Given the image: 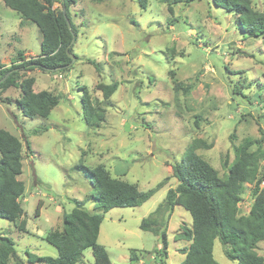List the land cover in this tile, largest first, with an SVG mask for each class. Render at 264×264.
<instances>
[{"label":"rangeland","instance_id":"374dc122","mask_svg":"<svg viewBox=\"0 0 264 264\" xmlns=\"http://www.w3.org/2000/svg\"><path fill=\"white\" fill-rule=\"evenodd\" d=\"M251 2L255 10L264 11V0ZM168 4L148 0L142 9L136 0H77L69 8L76 29L73 66L67 71L23 72L34 78L35 92L58 94V104L46 117L30 118L16 105L18 87L0 91V128L21 140L19 179L24 183L19 197L23 214L15 221L0 218V235L14 241L21 258L26 252L57 255L43 236L62 228L63 212L74 205L71 199L88 200L86 208L93 210L91 179L76 165L103 164L113 177L134 183L141 191L163 181L139 206L96 211L103 214L97 242L112 264H131V249L143 255L144 264H159L152 256L160 239L141 230L139 223L176 185L172 165L180 161L187 145L195 138L210 144L196 152L219 176L225 175L224 161H232L234 146L244 138L259 140L264 150L262 35H251L233 13L211 0L182 1L171 10ZM40 41L38 27L0 0V63L9 66L19 52L26 58L38 55ZM87 59L97 63L98 71ZM98 81H117L118 86L105 107L104 121L89 128L79 88L85 86L91 102L100 104ZM175 83L180 85L176 92ZM187 85L192 88L185 92L182 87ZM260 165L264 171V160ZM252 187L242 185L239 214L249 209ZM21 221L27 232L19 230ZM190 223L188 211L176 205L167 223L166 264H179L184 258L178 249L188 243L174 240V235ZM256 251L264 257V241L257 243ZM213 256L221 264H236L224 256L217 239ZM92 261L87 248L77 264Z\"/></svg>","mask_w":264,"mask_h":264},{"label":"trees","instance_id":"16d2710c","mask_svg":"<svg viewBox=\"0 0 264 264\" xmlns=\"http://www.w3.org/2000/svg\"><path fill=\"white\" fill-rule=\"evenodd\" d=\"M76 1L3 0L22 20L34 23L41 36L38 55L26 58L19 52V58L9 66L0 63V91L10 86L18 87L20 97L15 102L26 117H46L58 104V94L47 90L35 92L32 89L34 78L25 77L23 72L35 68L44 72L67 71L73 66L67 53H73L76 29L69 8ZM159 1L168 2V9L171 10V5L191 0ZM211 1L233 13L241 28L253 36L262 35L264 39V11L255 10L251 0ZM136 2L145 9L148 0ZM54 3L60 7L54 8ZM87 62L98 71L97 63L90 59ZM117 86V81L109 84L98 81L95 87L100 90L102 101L97 105L91 102L85 86L79 88L82 115L89 128H97L104 121L105 107L110 104V96ZM179 86L175 83V92ZM191 88L192 85L182 87L185 92ZM25 143L27 152H30L28 141L25 140ZM210 146L199 138L187 145L180 161L172 165L176 185L169 187L163 200L141 219L139 228L160 239L159 248L153 250V259L159 264H166L167 223L174 207L179 205L188 211L191 218L190 227L182 226V231L174 235V240L184 239L188 243L178 249L184 254L179 264H221L213 256L215 239L219 241L224 256L236 264H264V257L256 251L257 243L264 241V171L260 165L264 160L262 142L247 137L234 146L232 161H224L227 169L223 176H219L217 170L196 152L200 147ZM21 148L22 143L17 136L0 128V218L9 221H15L23 214L19 202L24 192V183L19 179L22 172ZM75 167L83 170L91 179L93 210L86 208L88 200L71 199L74 205L70 211L63 212L62 228L50 230L43 236L56 249L55 257L26 252V258L23 259L18 255L14 241L0 235V264H8L10 259L13 264H77L87 248H91L92 264H112L105 247L97 242L103 214L96 211L139 206L160 189L163 182L141 191L136 184L113 177L103 164L92 168L82 165ZM244 183L253 184L252 201L247 213L239 214L238 203ZM19 230L27 232L24 221L20 222ZM142 257L136 249L129 252L131 263Z\"/></svg>","mask_w":264,"mask_h":264},{"label":"water","instance_id":"95a60500","mask_svg":"<svg viewBox=\"0 0 264 264\" xmlns=\"http://www.w3.org/2000/svg\"><path fill=\"white\" fill-rule=\"evenodd\" d=\"M66 21H67L68 27L70 28V24H69L68 19H66ZM72 42H73V39H72ZM67 55L70 57L71 62L73 63L74 60L76 59V58H75V55H74L73 53H70V52H68Z\"/></svg>","mask_w":264,"mask_h":264},{"label":"built area","instance_id":"2783aa9c","mask_svg":"<svg viewBox=\"0 0 264 264\" xmlns=\"http://www.w3.org/2000/svg\"><path fill=\"white\" fill-rule=\"evenodd\" d=\"M152 258L154 257L152 256ZM131 264H144V261L142 260V258H140L137 261L132 262Z\"/></svg>","mask_w":264,"mask_h":264},{"label":"crops","instance_id":"0c3cea01","mask_svg":"<svg viewBox=\"0 0 264 264\" xmlns=\"http://www.w3.org/2000/svg\"><path fill=\"white\" fill-rule=\"evenodd\" d=\"M24 54V53H23ZM28 54V53H27ZM27 230V229H26Z\"/></svg>","mask_w":264,"mask_h":264}]
</instances>
